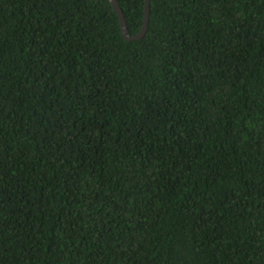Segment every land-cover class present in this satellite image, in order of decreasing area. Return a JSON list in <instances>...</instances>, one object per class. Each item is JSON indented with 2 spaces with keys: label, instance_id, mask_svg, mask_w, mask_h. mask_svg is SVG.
Listing matches in <instances>:
<instances>
[{
  "label": "trees",
  "instance_id": "obj_1",
  "mask_svg": "<svg viewBox=\"0 0 264 264\" xmlns=\"http://www.w3.org/2000/svg\"><path fill=\"white\" fill-rule=\"evenodd\" d=\"M149 6L0 0V264H264V0Z\"/></svg>",
  "mask_w": 264,
  "mask_h": 264
},
{
  "label": "water",
  "instance_id": "obj_2",
  "mask_svg": "<svg viewBox=\"0 0 264 264\" xmlns=\"http://www.w3.org/2000/svg\"><path fill=\"white\" fill-rule=\"evenodd\" d=\"M109 1L118 15L120 27H121V33L124 36V38L128 40L141 38L145 34L147 29L150 0H144L142 24L138 32L133 35H129L127 32L126 20L117 0H109Z\"/></svg>",
  "mask_w": 264,
  "mask_h": 264
}]
</instances>
